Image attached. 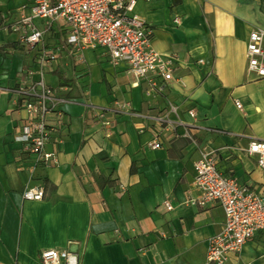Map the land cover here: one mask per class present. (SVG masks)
<instances>
[{
    "label": "crops",
    "instance_id": "obj_1",
    "mask_svg": "<svg viewBox=\"0 0 264 264\" xmlns=\"http://www.w3.org/2000/svg\"><path fill=\"white\" fill-rule=\"evenodd\" d=\"M30 2L0 0V264H42L50 247L77 251L79 264H205L224 213L185 203L198 196L194 162L217 150L222 167L264 189V166L246 150L264 140V76L246 57L250 31L264 32V0H138L152 47L177 57L179 80L156 93L104 48L68 42L62 20L35 19L41 42H20L7 25ZM40 79L53 90L45 149L55 163L15 138L26 111L14 90ZM98 109L116 110L109 135ZM32 186L41 199L22 197ZM225 264H264V234Z\"/></svg>",
    "mask_w": 264,
    "mask_h": 264
},
{
    "label": "built area",
    "instance_id": "obj_2",
    "mask_svg": "<svg viewBox=\"0 0 264 264\" xmlns=\"http://www.w3.org/2000/svg\"><path fill=\"white\" fill-rule=\"evenodd\" d=\"M148 1V0H145ZM138 0H31L26 12H21L7 27L19 33L23 44L34 46L41 42L44 29L35 19L47 25L62 20L69 28L67 41L78 49L100 46L113 64L124 62L128 71L139 80L148 82V92L161 91L175 76L177 57L156 51L151 45V28L135 13ZM23 7V8H24ZM247 68L257 76H264V32L250 31L246 46ZM19 96L26 115L23 129L15 138L26 144L28 152L37 160L56 162V153L45 145L51 128L46 122L53 90L42 79L28 86L19 85ZM237 107L240 103L235 100ZM115 109H98L94 118L107 135L112 132ZM159 141L153 140L152 147ZM248 154L257 156L264 166V140L252 139ZM194 188L198 196H189L185 203L205 207L218 204L224 213L221 230L208 240L205 264H225L230 254L237 253L258 234H264V189L242 182L238 176L222 167L220 153L213 150L194 162ZM42 186H32L22 192L27 200H39ZM168 209L172 204L165 201ZM42 264H79L77 251L50 247L39 253Z\"/></svg>",
    "mask_w": 264,
    "mask_h": 264
}]
</instances>
